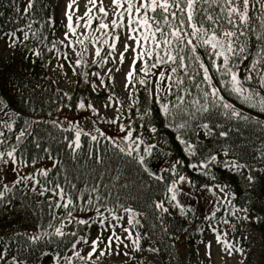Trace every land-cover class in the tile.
<instances>
[{"label":"trees","instance_id":"1","mask_svg":"<svg viewBox=\"0 0 264 264\" xmlns=\"http://www.w3.org/2000/svg\"><path fill=\"white\" fill-rule=\"evenodd\" d=\"M261 3H264V0H250L249 20L244 24L239 23L238 17H233L235 23L232 25L226 18L218 22V30L237 31L238 44H246L243 56L232 58V63L238 65L237 71L242 79L249 75L254 59H264V52H261L264 39L258 38L264 35V11L261 10ZM240 7L242 10V3ZM201 8H207V5L197 4L196 21H203L209 28L217 27L204 20V11ZM208 10L213 15L220 11L216 7ZM51 18L48 0H34V6L28 13L19 11L18 0H0V39L13 32L19 37L17 44L12 47L10 60L2 62L0 58V101L7 105L13 116L10 119L12 131L2 132L9 144H16V135L20 130L27 128V134L18 151V155L27 161V167L18 168L14 164V180L7 181L3 173L0 174V180L12 184L18 176L30 175L39 179L40 185H46L50 190L43 196L40 195L39 187L33 191L34 183H30V179L25 183L15 184L14 190L7 194V199L0 202V251L5 246L8 248L5 264H11L13 256L24 264H39L45 256L43 253L70 256L72 244L80 237L88 236L93 217L97 216V194L102 197L99 204L115 209L119 215L123 213L121 205L135 210L143 250L147 247L155 248L162 264H181L183 244L192 228L187 220L190 218L194 225L198 214L192 210L187 213L186 208H183L182 215L180 208L175 206L167 212L155 208L156 202H163L165 208L169 206L171 193L167 189L173 181L177 183L181 175L186 177L188 186L194 190L206 189L210 185L224 182L233 186L235 195L231 205L249 209V219L261 233V258L264 264V112H261L259 107L245 103L230 91V86L221 84V80L227 81L228 77L221 76L212 68V61L216 59L211 55L213 50L203 46L197 49V54L209 68L213 85L219 90L224 102L231 104L237 112L250 119L232 117L230 111L223 109L219 104L210 106L207 111L199 110L203 104L202 90L208 86L203 82L202 70L191 60L188 61L187 74L183 69H178V72L173 74L171 94L167 91V80L160 84L159 97L151 93L147 83L139 85L136 103L128 109L118 124L124 125L125 130L133 131L132 140L140 134L145 135L146 139L138 150L139 154L145 147L154 146L156 151L167 157L168 160L159 174L149 175L137 163V152L131 157L121 153L117 146L121 145L113 143L115 140L106 133L95 142L90 136L82 135L79 149L69 147L73 142L74 129L62 130L65 127L71 128L62 123V110L66 109L72 113L76 101L65 96L56 88L51 78L41 73L56 52L73 67L70 59L61 55L65 52L62 43L54 39ZM98 19H95L96 22ZM29 24L31 30L26 27ZM25 31L30 32L28 40H24ZM31 32H36L37 37L33 38ZM239 32L244 35L239 36ZM53 42H56L55 49H52ZM35 51H39L41 55H34ZM160 53L163 55V48ZM152 62L148 60L149 64ZM222 63V59H219L218 64ZM172 66L176 65L160 66L155 68L154 72L170 73ZM259 71L261 69L258 66L251 74L256 76ZM189 76L195 78L189 79ZM177 77L183 80L181 86L175 84ZM197 84L200 85L199 90ZM245 86L261 90L256 80ZM178 96L184 97L183 102L177 99ZM196 100L200 101V104L192 103ZM162 103L169 105L168 112L162 110ZM82 112L80 114L84 115ZM26 121L31 127H28ZM51 121L59 122L60 126L54 127ZM205 124L208 125L207 128L203 127ZM180 125L185 127L181 128ZM152 128L156 131L152 132ZM220 132L227 135L221 136ZM181 140L193 145L196 154L190 155L186 152V145L181 143ZM130 142L131 140L127 143ZM210 155H216L217 161L205 160V157ZM33 159L36 160L35 164L32 163ZM225 162H236L243 167L228 170ZM202 164H206L207 169L201 167ZM172 165H176L175 172ZM39 169H50L48 177L39 176ZM206 170L209 175L204 174ZM249 176L252 179H249ZM53 182L59 183L66 194H71L74 200L73 217L63 220L65 236L45 237L32 245L23 234L38 233L41 227L46 228L49 222L60 226L61 219L65 216L63 208L51 206L52 201L58 200L51 191ZM94 188L97 191L94 192ZM90 196L92 207L88 205ZM220 209L225 214L229 208ZM104 214L110 215L107 212ZM53 215L56 220L52 219ZM80 219L88 220L89 224L77 223ZM18 233L21 235H16ZM71 233L77 235L73 237ZM60 264H63V260ZM76 264L80 262L76 261ZM124 264L134 263L129 260Z\"/></svg>","mask_w":264,"mask_h":264},{"label":"snow or ice","instance_id":"2","mask_svg":"<svg viewBox=\"0 0 264 264\" xmlns=\"http://www.w3.org/2000/svg\"><path fill=\"white\" fill-rule=\"evenodd\" d=\"M207 5V8H201L204 11V20H207L212 25H217V27H206L203 21L197 22L195 19L196 16V6L197 4ZM243 4V9L241 10L240 4ZM111 4L113 6V15L114 19L111 20V29L118 30L121 26L126 27V31L128 33L127 39L133 40L135 42L136 47L132 48L133 51V59L129 66L128 72L125 74V87L133 84L134 76L137 74L136 62L139 59H144L143 67L140 69V72L144 73V76L147 77L151 71V69L158 68L160 66L167 65H176L171 67L170 73H166L165 71H161L159 76L155 80V84L157 85L156 91L159 93L161 91L160 84L162 81H169L167 91L171 94L173 74L178 72V69L185 70L187 74L188 69V61L191 60L193 63L198 64L200 70L203 73V82H205L208 86L207 89L202 90L203 95V104H201L200 109L202 111H207L210 106H216L219 104L223 109L230 111L232 117L240 118V119H250L249 117L243 116L242 113L237 112L236 109L229 103L224 102L223 97L219 95V90L213 85L212 77L209 74V68L204 64L201 60L200 56L197 54V49L199 46H203L205 48L210 47L213 51L211 55L222 58V65L218 64L215 60L212 61V68L215 69L216 72L220 73L223 77H228V80H221V84L225 85V87L230 86V91L235 93L239 98H241L245 103L249 104L252 107H259L261 112H264V59L252 61L251 70L249 75L244 77L243 79L238 74V65H234L232 63L233 57L243 56L246 51V44L239 43L237 41V31L232 29H223L218 30V22L221 19H227L230 25L234 24L235 21L233 17H238V21L240 24H244L248 22V10L250 7V0H111ZM75 5V7H74ZM34 0H28L27 6L23 9L24 13H28L29 9L33 8ZM80 5L77 3V0H69L65 9V16L67 19V32L65 33V39H68L69 45H74L79 43L81 45L85 44V39L91 37V33H89V37L85 39H80L77 37L75 41L69 39V33L73 36H76V28L83 22L84 27L86 29L90 28L91 23L94 18H99L101 20L98 25L99 31L107 30L110 28L109 23L104 22V18L109 15L108 9L104 6V0H85V11L83 17L76 16V20L74 22L75 13L79 12ZM213 7L219 8L220 11L213 15L211 9ZM97 13V16L94 17L93 13ZM261 10L264 11V3H261ZM125 15L127 16V24H124ZM135 25V27H134ZM264 26V25H262ZM29 30H31V24L26 26ZM138 29H142L139 36L132 35ZM109 32H104V35H109ZM6 38H10L9 47H14L19 41V37L16 36V33H7L5 34ZM30 32H24V40L29 39ZM243 32H239V36H243ZM31 36L33 38L37 37L36 32H31ZM259 39H264V35L258 37ZM46 39V38H45ZM92 43L96 44L97 38L91 37ZM120 40L119 32L117 31L116 35L112 36L111 42L108 40H103L102 42L108 46L110 49L108 55L112 54L117 47V43ZM141 41L144 43V47L141 48ZM151 42L152 47H148V43ZM62 43V42H61ZM56 48V42H53L52 49ZM130 45L127 43L124 45L123 51L119 52V62L121 64L125 61V53L128 52ZM163 48V55L160 53V49ZM52 49H49L51 51ZM86 50V49H85ZM261 52H264V48L261 49ZM34 55L39 56L41 53L39 51H35ZM65 59H67V53L61 54ZM77 56H82V52H78ZM95 56L101 57V49L99 46L95 48ZM148 60H152L151 64L148 63ZM95 62V61H94ZM103 63H107V60L102 58ZM76 65H80L82 63L81 59L76 60ZM62 67V65H60ZM261 69L257 73L256 76L251 74V71H255L257 67ZM111 71V70H109ZM119 71V69H117ZM87 75V74H85ZM98 75V74H93ZM111 79V77H109ZM189 79H194V76H189ZM256 80L259 89L246 87L245 84L250 83L251 81ZM103 84L104 82L101 81ZM140 84H146L147 81L145 79H141L139 81ZM175 84L177 86H181L183 84V80L179 77L176 78ZM95 85L93 88L95 89ZM197 89H200V85H196ZM210 89V90H209ZM65 96H68L65 93ZM71 99V97H68ZM177 99L183 102L184 97L178 96ZM108 100H112V97L109 96ZM193 104H200V101L196 100L192 102ZM0 105H4L3 101H0ZM78 108H85V103L80 101L77 104ZM87 107L93 111L94 114H98V110L94 107L93 104H87ZM162 110L164 112L169 111L168 104H161ZM7 105H4L3 109L0 111L4 112V115L10 119L13 118L12 114H9L6 111ZM115 123V120L112 121ZM28 124V122H25ZM54 127H59V122L51 121ZM71 123V128L65 127L63 131H69L74 129V138L72 144L69 147L74 149H79L81 147V137L82 135L90 136L92 141H98V137H104L105 134L99 128H95L96 135H91L88 132H85L78 124ZM0 124L3 125L9 132L12 131V124L8 122V120H0ZM28 127H31L28 124ZM179 127H185V125H180ZM204 128H207L208 125H203ZM121 131H125L124 125L120 126ZM152 132H155L156 129L152 128ZM27 134V128L22 129L16 135V144H9L8 139L5 138L4 132L0 131V165H8L15 164L18 168L27 167V161L23 159L22 156L18 155L19 145L23 142L24 137ZM133 131L128 130L126 135H124L123 140L130 141V143L125 144L123 146H119V151L121 153H126L128 156H133L134 152H137L135 157L137 163L142 167L143 171L146 174L152 175V171H150L146 167V157L151 153V147H145L143 149L144 155L139 154V149L143 144V140L140 138H136L132 140ZM221 136H226L227 133L220 132ZM180 139V137H177ZM115 143V141H113ZM181 143L186 145L185 151L190 155H195L194 146L188 144L186 141L181 140ZM37 146H39L37 142ZM154 147V146H152ZM47 152V149H45ZM227 155V153H225ZM211 160L213 162L217 161L216 155H210L209 157H205V160ZM32 163L35 164L36 160L33 159ZM179 162H177L178 164ZM190 167H196V165H189ZM226 167H232L234 170L243 167L236 162H225ZM201 167L207 169L206 164H202ZM176 165H172V170L175 172ZM37 170H34L36 172ZM50 169H39L38 175L47 178L49 175ZM205 175H209L207 170L204 172ZM215 179V177H212ZM33 179L34 186L33 191L37 190L39 187V194L44 195L46 191H50L46 185L41 186L39 179H34L33 176L24 175L18 176V178L12 183L4 182L0 180V202L4 199H7V194L14 190L15 184L25 183L26 181ZM157 179H162V177H157ZM186 179L185 176H179L180 181H184ZM249 179H252L249 176ZM176 187V181H173L172 185L168 187L167 191L171 193L170 199L172 201H177V195L174 191ZM221 193H225V188L222 185H217ZM211 191V189H208ZM53 194L58 197V200L52 201L51 206L55 208H63L65 210V216L61 219L60 226H55L52 222H49L46 228L41 227V230L38 233L33 234H23L26 236L27 240L30 244L35 245L39 241L43 240L45 237H63L65 236V232L63 230V220L70 219L73 217V208H74V200L70 193L66 194L64 188L59 184L53 182V189H51ZM93 191H97L95 188ZM234 193L232 196L234 197ZM99 206L95 207V211L97 213V219L94 221L99 224L102 229L110 228L111 234L108 236L107 244L104 249L100 248V244L102 243L101 237L97 236L96 239L91 240L90 242V250L86 255H82L81 251L78 250L77 246L79 243L83 242L84 244H89V240L87 237H80L75 243L72 244L71 255L70 256H61V254L57 253L53 256L54 264H60L61 260H63V264H76V261H79L80 264H96V261L101 257L109 254L113 251V242L117 246H119L123 239L116 233V228L123 227L122 221L124 217L120 216L116 213V210L113 208H108L107 205H101L99 202L102 197L97 194L95 197ZM223 199L226 203L231 205V200L228 199L227 193H225ZM89 207H92V198L89 197L88 200ZM177 208H180L181 214L183 215V208H181L180 203H176L174 205ZM123 212L127 215V223L129 227L123 228V231L127 233L126 239L130 240L133 245V251H142L141 247V237L139 235L133 237L131 226L133 224H139V220L136 219L135 210L131 207H125L123 205L120 206ZM155 208L161 210L163 212H167L168 209L164 207L163 202H156ZM103 209V211H102ZM220 209L217 207L216 209L211 211V215L205 217V219L212 220L215 219L216 213ZM105 212L110 214V218L113 221L111 225H109V216H105ZM237 212L242 213L238 219L240 220H248V212L247 208H239L237 209L234 205L231 207V214L235 215ZM53 220H56V216L53 215ZM259 219V218H258ZM224 224H228L229 221L227 219L221 218ZM77 223L81 225H88L89 221L86 219H80ZM211 228V225H209ZM51 229V231H49ZM213 233L215 234V240L218 244H222L226 250V254L228 256L234 255V253H244V249L242 247H237L235 243H229L226 239L227 233H224L223 236L217 234L218 230L216 228H212ZM21 235V234H16ZM73 237H75L76 233H71ZM2 242V241H0ZM125 247L127 245L125 244ZM207 255L211 258V243L209 242L206 245ZM147 251L155 252L156 249H148ZM8 253V248L5 246L2 251H0V264H5L6 256ZM117 254H119L117 252ZM43 255H47V253H43ZM124 255H128L127 252ZM11 264H24L23 261L18 260L16 256L12 257Z\"/></svg>","mask_w":264,"mask_h":264},{"label":"rangeland","instance_id":"3","mask_svg":"<svg viewBox=\"0 0 264 264\" xmlns=\"http://www.w3.org/2000/svg\"><path fill=\"white\" fill-rule=\"evenodd\" d=\"M19 1V11L27 6L28 0H18ZM51 6L52 13V26L54 32V39L62 42L64 52L67 53V58L70 59L73 67L65 62L64 59L56 52L55 55L50 59L49 64L41 71L47 77L51 78L56 85V87L63 93H67L68 97L75 99L76 107L72 113H69L66 109L62 110V123L66 126H71V123L78 124L85 132H95V128H99L102 132L108 134L113 138L115 143H119L121 146L128 144V141L123 140L124 135H126L127 129L121 131V124H118L125 115V113L136 103V92L137 87L142 84L139 83L141 79L147 81V85L151 90V93L156 97L160 96L157 93L155 80L159 76L155 70L150 71L147 77L144 76L140 69L143 67L144 59H139L136 62L137 74L134 76L133 84L125 87V74L129 70V66L133 59L132 48L136 47L133 40L127 39L128 33L126 27L121 26L118 30L111 29V20L114 19L113 6L111 0H104V6L108 9L109 15L104 18L105 23H109L110 28L107 30L99 31L98 25L101 20L93 27V23L96 18L93 19L90 28L86 29L83 22L76 28V36L69 33V39L75 41L77 37L80 39H85L89 37L97 38L96 44L92 43L91 37L85 39V44L81 45L76 43L74 45H69L68 39H65V33L67 32V19L65 16L66 5L69 0H48ZM80 5L79 12L75 13L73 19L76 20V16L83 17L85 11V0H77ZM75 7V5H74ZM94 17L97 13L94 11ZM124 24H127V16H125ZM135 27V25H134ZM93 29V30H92ZM119 32L120 40L117 43V47L112 51L111 55H108L110 49L103 40H108L111 42L112 36ZM142 29H138L132 35L139 36ZM104 32H109V35H104ZM10 38L3 37L0 39V58L2 62H7L10 60L12 54V47H9ZM130 45L128 52L125 53V61L123 64L119 62V52L123 51L125 44ZM99 46L101 49V57L95 56V48ZM144 47L143 41H141V48ZM148 47L151 48V42L148 43ZM86 49V50H85ZM78 52H82V56H77ZM102 58L107 60V63H103ZM215 61L218 63L219 59L215 57ZM81 59L82 63L76 65V60ZM95 61V62H94ZM62 65V67L60 66ZM119 69V71H117ZM111 70V71H109ZM98 75H93V74ZM87 74V75H85ZM111 77V79L109 78ZM101 81L104 83L102 84ZM95 85V89L93 88ZM144 85V84H143ZM109 96L112 100H108ZM83 101L85 103V108H78L77 104ZM93 104L98 110V114H94L91 109L87 107V104ZM4 105H0V109H3ZM6 111L11 114V111L6 108ZM83 111V112H82ZM84 115H81L80 113ZM0 120H10L4 115L3 111H0ZM115 120V123L112 121ZM7 130L0 124V131ZM114 133V134H113ZM137 138L145 141L146 137L140 134ZM152 148V147H151ZM156 150H151V153L146 157V166L153 174H159V171L163 169L164 163L168 160L167 157H159L156 155ZM140 155H144L143 149ZM228 169H233L229 167ZM16 171L14 164H8L5 167L0 165V174L3 173L7 181L12 182L15 178ZM217 185H222L225 188V193L228 195V199L232 200L234 193L233 186L228 182L210 185L209 187L194 190L188 186V180L184 181L178 180L174 191L177 195V201H172L169 197V206L167 209L172 208L176 203H180L181 208H186L187 213L196 211L198 214V220L193 225L191 219L188 218V225H192L191 233L187 235L186 241H184L182 253H181V264H218L219 262L215 259V246L218 244L215 240V234L212 228L218 230L217 234L223 236L227 233L226 239L229 243H235L237 247H242L244 253H234L232 256H228L226 253L227 261L220 262L219 264H262L261 258V233L255 228L250 219L240 220L238 217L243 215L237 212L235 215L231 214V207L223 199L225 193H221ZM208 189H211L209 191ZM172 195V194H171ZM220 207L229 208L226 213L218 211L216 213V221L205 219L211 215V211ZM237 208V207H236ZM239 209V208H237ZM136 214V212H135ZM124 217L122 224L123 227L116 228V233L124 238L123 242L117 246L113 242V251L109 254L101 257L96 261V264H124L126 261H133L134 264H162L161 258L158 256L157 251L151 252L148 249H155L152 247H147L142 252L133 251L132 242L128 239L127 233L123 231V228L129 227L127 223V215L123 212L121 215ZM189 217V216H188ZM227 219L228 224H224L221 218ZM97 217H94V221ZM136 219L137 214H136ZM113 221L109 217V225ZM211 225V228L209 227ZM131 231L133 237L138 235V224H133L131 226ZM111 234L110 228L102 229L99 224L93 222L91 224L88 240L89 244L79 243L77 248L81 251L82 255H86L90 250V242L96 239L97 236L101 237L102 243L100 248L104 249L108 236ZM211 243V258L207 255L206 245ZM125 244L127 247H125ZM224 247V246H223ZM117 252L119 254H117ZM127 252L128 255H124ZM43 264H54L53 258H48L43 262Z\"/></svg>","mask_w":264,"mask_h":264},{"label":"bare ground","instance_id":"4","mask_svg":"<svg viewBox=\"0 0 264 264\" xmlns=\"http://www.w3.org/2000/svg\"><path fill=\"white\" fill-rule=\"evenodd\" d=\"M225 253H226V250H225V248L223 246H221V245H216L215 246V254H214V256H215L216 261H218L219 263L220 262H226L227 261L226 260L227 259V257H226L227 255Z\"/></svg>","mask_w":264,"mask_h":264}]
</instances>
